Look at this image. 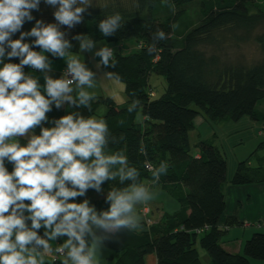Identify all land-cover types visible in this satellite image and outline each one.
Here are the masks:
<instances>
[{
    "label": "trees",
    "instance_id": "obj_1",
    "mask_svg": "<svg viewBox=\"0 0 264 264\" xmlns=\"http://www.w3.org/2000/svg\"><path fill=\"white\" fill-rule=\"evenodd\" d=\"M193 7L199 9L200 22L177 36V22ZM253 7H257V0H131L128 5L98 2L92 3L84 13L82 23L72 29L62 28L73 45L71 53L80 52L79 42L73 39L76 34L88 35L96 42L135 39L140 47L131 54H114L115 68L102 67L106 72L119 74V81L125 84L127 105L99 96L92 102L91 112L68 105L67 110L53 107L49 120L73 110L94 116L99 107L105 106L104 119L111 135L123 137L118 143H110L109 151H122L129 165L139 170L140 182L153 179L146 165L158 167L161 162H167L168 170L161 173L157 184L181 206L179 212L165 216L163 225L142 232L121 229L110 234L103 243L115 252L114 264H145L150 253L156 254L157 264H202L198 243L209 253L213 264H251L252 260H264L263 232L253 233L245 243L243 254L230 253L220 244L219 221L226 209L222 187L227 161L206 140L197 143L199 155L192 152L190 145V131L203 113L213 120L237 121L249 116L264 123V111L258 108L264 100V58L250 66L230 65L217 54H209L206 48L216 43L223 32L243 29L249 35L258 28L264 22V12H252ZM54 11L41 0L39 11L32 13L35 19L25 22L23 30L29 31L36 19L55 22ZM116 12L121 14L124 25L115 35L105 37L98 28L99 21ZM158 29L164 32L163 37ZM18 36L16 33L13 38ZM26 39L31 42L34 37ZM256 39L264 51V34ZM46 55L51 60L60 59ZM12 62L18 63L19 59L13 58ZM24 70L30 73L28 67ZM153 74L163 76L167 83L160 97H155L150 84ZM134 100L139 103L129 113L127 108ZM36 132L39 133V128ZM6 166L12 170V165ZM255 175L258 174L252 173L242 161L232 183H251ZM261 179L264 181V174ZM127 183L120 185L118 179L105 182L103 192L89 189L86 197L98 211L106 210L109 207L105 202L106 192ZM40 234L43 235L42 229Z\"/></svg>",
    "mask_w": 264,
    "mask_h": 264
},
{
    "label": "clouds",
    "instance_id": "obj_2",
    "mask_svg": "<svg viewBox=\"0 0 264 264\" xmlns=\"http://www.w3.org/2000/svg\"><path fill=\"white\" fill-rule=\"evenodd\" d=\"M40 3L0 0V264H48L46 257L53 253L62 258L61 264H99L101 246L110 234L142 228L137 206L153 200L155 193L139 181V170L129 165L122 151H109V144L123 137L112 136L105 119L73 110L49 120L53 107L59 110L66 104L92 111L96 97L90 90L97 85V73L71 54L73 45L62 30L82 23L92 3L44 0L55 9V22L36 19L24 31ZM123 25L116 12L100 20L98 28L108 37ZM29 37L34 40L29 42ZM73 39L81 53L97 44L85 34ZM46 54L65 61L67 67L59 77L50 74L53 63ZM94 55L100 57L97 68L117 66L112 47H99ZM13 58L19 62H12ZM26 67L43 73L44 84L25 72ZM104 77L120 79L112 71ZM138 103L134 100L127 111L132 113ZM6 164L12 165L11 171ZM146 167L152 183L168 170L167 162ZM117 179L120 185L129 183L110 188L105 196L109 207L98 211L86 197L88 190L101 193L105 182ZM78 197L85 198L77 202ZM62 237L66 239L54 247L53 242Z\"/></svg>",
    "mask_w": 264,
    "mask_h": 264
},
{
    "label": "crops",
    "instance_id": "obj_3",
    "mask_svg": "<svg viewBox=\"0 0 264 264\" xmlns=\"http://www.w3.org/2000/svg\"><path fill=\"white\" fill-rule=\"evenodd\" d=\"M139 47L140 45L137 47V49H139ZM71 54L79 56L89 68L97 73V85L94 89L90 90L95 93V97L108 96L121 106L128 104L129 100L124 90L125 87L120 86L114 82L113 79H106L104 77V73L106 71H104L102 67H96V63L99 61V59L94 60V58L89 55V52H85L83 54L81 52ZM52 63L53 71L50 74L54 77H59L67 65L63 59L52 60ZM29 70L32 75L39 77L40 83L43 85V73L31 68H29ZM114 92H116L117 95H114ZM62 108L67 110V104ZM105 113V106H101L97 110L96 115L93 117L104 119ZM200 116L201 115L196 118L193 129L199 125L197 121L198 118L200 119L199 123L202 124L203 118ZM241 119H243V117ZM256 134L259 137L264 136V125L263 130L258 131ZM203 138L204 137L200 135L199 140L207 141V139ZM240 140H243V138ZM21 143H26V141L21 140ZM215 146L218 148L216 144ZM260 146L264 148V141L260 144ZM195 154L199 155V152L196 151ZM252 156L248 157L246 160L242 159L243 157H240L241 159H238V163L244 161L252 173L258 174L255 175V181L243 185H235L232 183L233 177H229V174L227 173L226 181L222 187V191L226 200V209L219 221V228L222 230L219 242L225 250L233 254L244 253L245 243L253 235V233H264V181L261 179L264 174V156H257V161L255 163H253L250 159ZM238 163L232 166V173L236 171ZM143 183L150 187V190L155 193V197L153 200L141 205L139 208L142 228L140 230H136L138 232L149 230L152 226L160 224L163 225L165 223V216L167 214H174L181 210V206L178 201L168 192L163 190L157 183H152V181H144ZM144 206H147L150 209V213L147 215H144L142 212ZM203 232L204 231L202 230L200 234ZM61 241V238H58L57 243H60ZM53 246L55 247V245ZM101 247L102 252L99 259V264H114L116 260L115 252L108 248L104 243ZM196 248L198 250L202 264H204L202 257L207 262L205 264H213L209 253L203 249L199 243L197 244ZM52 258L53 254L51 257V262L53 263ZM61 260L62 258L59 257V261ZM145 264H157L156 254L150 253L146 255ZM251 264H264V260H252Z\"/></svg>",
    "mask_w": 264,
    "mask_h": 264
},
{
    "label": "rangeland",
    "instance_id": "obj_4",
    "mask_svg": "<svg viewBox=\"0 0 264 264\" xmlns=\"http://www.w3.org/2000/svg\"><path fill=\"white\" fill-rule=\"evenodd\" d=\"M98 2L128 5L131 0H91V3ZM251 11L264 12V0H257V7L251 8ZM200 20L201 15L199 9L197 7L191 8L189 12L177 22L175 26L176 35H184L191 27L200 22ZM260 34H264V22H262V24L249 35L246 34L243 29L223 32L218 35V41L216 43L210 44L209 46H206V48L209 54H217L221 61L230 63V65L250 66L264 58V51L256 39ZM96 43V47L93 48L92 51H89V55L92 56L94 60H100V57L95 56L94 53L102 46L112 47L114 48V54L120 53L123 55L136 52V49L139 46L138 41L135 39H128L120 43L100 40ZM113 80L120 86L125 87L124 82L116 79ZM150 84L155 93V97H160L167 86L165 78L157 74L151 76ZM114 95H117V93L114 92ZM193 107L199 109L196 105H193ZM258 108L264 111V100L258 105ZM200 117L203 118L202 124L199 123L200 119L198 118L197 121L199 125L190 131V145L192 152L195 153L198 151L197 143L200 141V135L207 139L208 142L214 143L213 145L216 144L227 161V173L229 174V177L232 178L234 176L235 172L232 173L231 169L232 166L238 163V159H241L240 157H243L242 159L246 160L255 152L252 158H250L252 162L255 163L257 161V156H264V148L260 146L264 141V136L259 137L256 134L258 131L263 130L264 123L262 121L257 122L249 116L243 117L240 121L230 119L213 120L207 117L205 113L201 114ZM241 138H243V140H240ZM96 195L100 196L101 194ZM140 207L141 205L137 206L138 213ZM64 239H66V237H62L60 243H62ZM56 243L57 241H54L53 245ZM51 257L52 254L46 257L48 264H53L51 262ZM202 260L204 264L207 263L203 257Z\"/></svg>",
    "mask_w": 264,
    "mask_h": 264
},
{
    "label": "built area",
    "instance_id": "obj_5",
    "mask_svg": "<svg viewBox=\"0 0 264 264\" xmlns=\"http://www.w3.org/2000/svg\"><path fill=\"white\" fill-rule=\"evenodd\" d=\"M142 212L144 213V215H147L150 213V209L147 206H144L142 209ZM52 261H53V263H57L59 261V256H57L53 253Z\"/></svg>",
    "mask_w": 264,
    "mask_h": 264
}]
</instances>
